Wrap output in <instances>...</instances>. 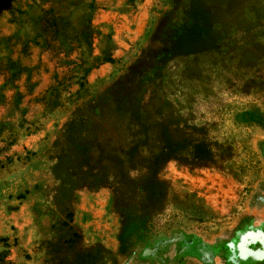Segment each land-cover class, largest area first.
Instances as JSON below:
<instances>
[{
  "label": "rangeland",
  "instance_id": "obj_1",
  "mask_svg": "<svg viewBox=\"0 0 264 264\" xmlns=\"http://www.w3.org/2000/svg\"><path fill=\"white\" fill-rule=\"evenodd\" d=\"M47 6L114 61L0 142V264H264V0H0V35Z\"/></svg>",
  "mask_w": 264,
  "mask_h": 264
},
{
  "label": "trees",
  "instance_id": "obj_2",
  "mask_svg": "<svg viewBox=\"0 0 264 264\" xmlns=\"http://www.w3.org/2000/svg\"><path fill=\"white\" fill-rule=\"evenodd\" d=\"M14 11L16 9L10 11L9 21L17 24ZM89 15L86 12L85 25L70 28L67 22L61 20V14L52 6H47L39 16V26L33 34L28 33L21 38L16 29L7 35H0V107L5 109L0 116V142L12 144L17 131L37 128L41 119L66 102L86 104L98 98V95L89 94L87 76L93 68L113 62L114 58L108 50L93 54L94 39L103 34L100 31L96 32V36L93 34ZM32 53L39 62L45 54L57 59L53 69L45 66L44 72L49 71V79L44 87H39L40 78H35L37 62L24 63L22 60L32 56ZM73 53L85 54L89 60L76 63L70 58ZM61 54L68 59L66 64L61 63ZM182 142L185 143V140ZM2 149L0 146V151ZM192 150L198 156L204 151L202 143L193 144ZM59 250L57 248L55 252ZM83 256V253L75 252L73 261L66 262V256L61 255L57 264H81Z\"/></svg>",
  "mask_w": 264,
  "mask_h": 264
}]
</instances>
